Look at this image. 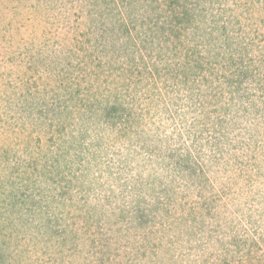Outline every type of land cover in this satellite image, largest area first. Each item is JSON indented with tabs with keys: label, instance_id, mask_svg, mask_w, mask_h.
<instances>
[{
	"label": "rangeland",
	"instance_id": "1",
	"mask_svg": "<svg viewBox=\"0 0 264 264\" xmlns=\"http://www.w3.org/2000/svg\"><path fill=\"white\" fill-rule=\"evenodd\" d=\"M0 264H264V0H0Z\"/></svg>",
	"mask_w": 264,
	"mask_h": 264
},
{
	"label": "trees",
	"instance_id": "2",
	"mask_svg": "<svg viewBox=\"0 0 264 264\" xmlns=\"http://www.w3.org/2000/svg\"><path fill=\"white\" fill-rule=\"evenodd\" d=\"M185 11V10H184Z\"/></svg>",
	"mask_w": 264,
	"mask_h": 264
}]
</instances>
